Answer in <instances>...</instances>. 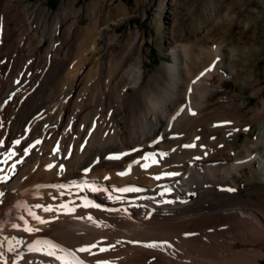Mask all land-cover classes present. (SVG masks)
Instances as JSON below:
<instances>
[{
	"label": "bare ground",
	"instance_id": "obj_1",
	"mask_svg": "<svg viewBox=\"0 0 264 264\" xmlns=\"http://www.w3.org/2000/svg\"><path fill=\"white\" fill-rule=\"evenodd\" d=\"M20 1L0 0V153L6 149L17 153L7 164L0 163V176L10 177L0 182L4 193L0 264H60L28 250L38 239L76 252L86 264H263L264 211L252 207L256 202L252 194L264 192V186L253 191L251 185H264V99L244 115V104L225 89L226 80L241 73L236 70L241 65L239 48H231L230 42L201 59L208 53L203 42L198 53L179 42L170 50L173 61L165 67V78L159 74L145 83L141 55L121 77V60L103 61L111 55L110 41L104 39V47L84 43L77 50L76 38L97 29L94 23L92 29L80 24L81 10L62 9L49 23L43 4L31 11ZM205 1L215 7L214 0ZM16 19L22 25L12 26ZM238 28L247 29L245 25ZM73 34L76 38L63 53ZM127 57L122 60L126 62ZM5 63L9 66L4 71ZM126 108L129 114L123 117L122 128L116 114ZM92 111L107 115L108 130L83 129ZM221 122L225 124L220 126ZM204 124L206 142L199 144L193 138V143L198 142L191 148L195 151H180V140L169 141L177 138L179 130L195 134ZM242 134L248 136L240 143ZM16 140L21 143L13 147ZM36 140L42 142L25 152ZM57 145L59 151L54 153ZM121 153L129 155L107 158ZM149 153L168 155H157L161 162L147 169L133 164L136 160L143 164L142 157ZM19 160L23 163H16L13 174L9 168ZM130 164V174L119 176ZM171 172L179 175H165ZM243 173L247 196L239 192L236 178ZM157 175L161 179H155ZM51 184H92L99 191L74 186L62 196L54 188L35 191L38 185ZM126 187L142 191H118ZM168 188L171 191H165ZM83 196L101 208L80 206ZM18 202L29 206L74 202L70 206L75 211L37 209L50 221L40 225L25 209L16 207ZM21 215L40 231L13 228L14 224L23 228ZM165 241L171 247L144 246ZM93 244L98 245L93 254L77 251ZM10 245L13 251L8 250Z\"/></svg>",
	"mask_w": 264,
	"mask_h": 264
},
{
	"label": "rangeland",
	"instance_id": "obj_2",
	"mask_svg": "<svg viewBox=\"0 0 264 264\" xmlns=\"http://www.w3.org/2000/svg\"><path fill=\"white\" fill-rule=\"evenodd\" d=\"M214 2L215 7H209L205 0H23L31 11L43 4L48 11L46 20L49 23L62 9H70L72 6L81 10L80 24L89 28L94 23L97 29H94L87 37L79 35L76 38L73 34V39L66 43L63 53L75 38L77 50L84 43L88 47H92L93 43L104 47V39L108 40L111 55H105L103 61L111 60V63H119L121 60V65L124 66V69L120 71L122 77L126 73V66L134 64L137 55L143 56L145 83L155 75L160 74L162 78H165V67L173 61L170 50L174 44L180 42L192 47L193 50L195 49L194 52L198 53L203 42L208 53L200 55L202 59L212 49L223 48L225 44L232 42L231 48H239L242 56L241 65L236 66V70L240 69L241 73L235 79L228 78L225 89L228 93L236 95L235 101L244 104L242 111L246 115L257 108L264 99V0H214ZM15 3L20 4L21 1L15 0ZM11 24L20 26L22 22L16 19ZM239 25H245L247 29L238 31ZM241 37L243 40H239ZM239 42L241 44H238ZM140 44L142 48L139 47ZM39 48L43 50L44 46ZM126 55L128 57L125 62L122 59ZM242 65L246 66L243 68ZM8 66V63L4 64V71ZM103 72L101 74L106 73ZM215 82L218 83L217 77ZM256 90L260 92L256 94ZM130 91L133 92V89ZM124 111L116 114L122 128L125 127L124 118L126 114H129V109L126 108ZM93 112H90L84 120L83 129L108 130L107 115L97 112L93 114ZM224 124L225 122H221L220 126ZM258 125V122L252 125L249 136H253ZM204 126L205 124L197 129L198 131H194L195 134L193 130H179L177 138L169 141L177 143L180 140L182 144L180 151L186 149L195 151L196 147L191 149L185 148L184 145L192 144L193 138L199 144L206 142L202 132ZM76 130H80V126ZM247 136L242 134L240 143H243ZM197 143L193 144L196 146ZM236 178L241 186L239 192L247 196L246 175L243 173ZM263 186L262 183H254L251 185V190L259 191ZM252 197L256 200L252 207L264 211V192L260 194L254 192ZM243 247L244 245L239 244V248Z\"/></svg>",
	"mask_w": 264,
	"mask_h": 264
},
{
	"label": "snow or ice",
	"instance_id": "obj_3",
	"mask_svg": "<svg viewBox=\"0 0 264 264\" xmlns=\"http://www.w3.org/2000/svg\"><path fill=\"white\" fill-rule=\"evenodd\" d=\"M211 70V69H209ZM195 113H193L194 115ZM197 139H199L197 137ZM42 141L40 140H36L34 145H31L29 148L24 149L25 152H30L31 148L35 147V145L40 144ZM2 141H0V145H2ZM21 143L20 140H16L14 141L13 147L15 145H19ZM185 148H191V147H195V144H186L184 145ZM59 151V147L57 145V148L54 149V153ZM17 155V153L15 151H9V150H5L4 152L0 153V156H3L4 159L2 161H0V163L3 164H7V162L9 160H11L13 157H15ZM129 155V153H121L118 155H112L107 157L110 160H120L122 159L124 156ZM157 155H159L161 158H166L168 153H149L145 156L142 157V160L145 161L143 164H141L140 160H136L133 162V164H140L141 167L147 169L149 167H152L153 165H158L161 161L159 159H157ZM197 159H199V157H197ZM16 163H23L22 160L16 161L14 163H12L11 167L9 168V171L12 172L14 174L15 172V168H16ZM52 167H54V165H49L48 168L51 169ZM133 165L130 164L128 166V169L126 171H122L119 172L118 175L119 176H126L128 174H130L131 170H132ZM3 169L0 168V172H2ZM63 171V166H61V172ZM90 171V169L88 170ZM165 175L167 176H176L179 175V173H175V172H171V173H165ZM10 177H6V176H0V182H4L7 179H9ZM107 179V177H106ZM155 179L159 180L161 179V176L157 175L155 177ZM75 187L77 189L80 190H90L92 192H96L99 191L98 187L92 184H75V185H66V184H51V185H38L36 186L35 191L38 193L40 191V189L42 188H54L57 190L59 195H64L66 191H71L72 187ZM118 191L120 192H140L142 191V189L140 188H136V187H126V188H122V189H118ZM165 191H171L170 188L165 189ZM228 191H233V189H228ZM4 196L3 192H0V203H2V197ZM53 199H56L57 197L53 196ZM120 197H116V199H119ZM83 203L82 207L84 208H101V205L98 203H95L94 201L90 200L87 198V196H83L82 197ZM171 202V201H169ZM74 205V202H66V203H61L58 206H53L51 204L48 205H43V204H36L34 206H29L27 204V202H18L16 207L18 209H25L28 213V215L30 217H32L33 220H35L38 224L40 225H44L49 223L50 221L44 219L42 216L37 214V209L40 211H43L45 213L48 212H56V211H64L66 214L74 212L75 211V206H70ZM83 218V217H81ZM20 220L24 221V226L23 228H21V225L19 224H14L13 228H16L18 230L24 231V232H28V233H34V232H39L40 228H36L33 227L32 225H30L28 223V221L24 218L23 215H21L19 217ZM88 220L95 222L94 218L92 216H88L87 217ZM17 243H20V241H17ZM145 247H150V248H163L165 246L167 247H171L170 244H168V242H150L148 244L144 245ZM98 247L97 244H93L90 246H85V247H81L79 248L77 251L81 252V253H89V254H93L92 253V249ZM9 251H13L14 249L12 248V246H9ZM29 251H33V252H41L43 255L48 256V257H52L54 258L56 261H59L60 264H86V262L79 258L76 255V252H72L69 251L67 249H64L63 247H61L60 245L56 244L55 242H53L52 240L49 239H38L36 240L32 245L29 246ZM107 249L105 248H100V251H106ZM103 264H107V262H103Z\"/></svg>",
	"mask_w": 264,
	"mask_h": 264
}]
</instances>
